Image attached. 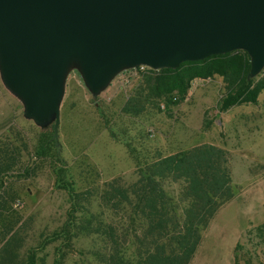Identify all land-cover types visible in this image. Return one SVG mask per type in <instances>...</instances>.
<instances>
[{"label":"rangeland","instance_id":"374dc122","mask_svg":"<svg viewBox=\"0 0 264 264\" xmlns=\"http://www.w3.org/2000/svg\"><path fill=\"white\" fill-rule=\"evenodd\" d=\"M145 70L124 71L97 97L88 92L77 70L70 71L60 107L59 151L51 141L52 126L42 129L26 120L22 104L0 81V147H15L20 160L18 171L2 180L0 239L11 228L9 235L17 232L25 252L36 248L57 231L69 206L63 185L66 176L78 174V165L94 164L101 183L117 177L129 182L134 180L136 157L143 162L157 153L168 155L216 141L234 150L233 153L226 152L233 164L231 200L236 198L233 203L230 200L221 207L207 230L202 232L195 262L191 261V264H228L237 242L235 264H264V229L261 228L264 221L254 220L238 241L244 230L243 217L248 212L245 209L248 196L244 193L260 197L258 205L261 207L257 210L264 213V170L253 169L257 181L251 187L244 185V170L239 165L253 166L256 162L246 152L238 153L246 147L237 144L238 127L227 133L236 138V142L224 139L227 129L224 131L223 125L212 131L215 121L222 122L224 116L218 110L219 101L225 94L221 79L194 81L186 99L169 110L161 105L159 110L148 108L136 117L122 114L123 105ZM263 76L264 69L253 79L258 81ZM260 95L264 99V90ZM250 131V128L244 130ZM45 138L49 139V146L39 156L36 150H40ZM130 148L134 151L130 152ZM22 173L29 176H19ZM57 244L50 243L38 252L37 264H53ZM88 247V239L81 238L76 243L79 250L86 251ZM77 258L75 254L69 255L64 264H75Z\"/></svg>","mask_w":264,"mask_h":264},{"label":"trees","instance_id":"16d2710c","mask_svg":"<svg viewBox=\"0 0 264 264\" xmlns=\"http://www.w3.org/2000/svg\"><path fill=\"white\" fill-rule=\"evenodd\" d=\"M249 67L247 53L238 50L185 62L176 69L147 68L121 113L136 117L161 105L169 110L186 99L194 81L216 77L225 90L219 112L256 104L264 76L249 80ZM48 146L45 138L36 154L42 156ZM135 160L134 180L129 182L117 177L101 183L94 164L78 165V174L66 176L63 185L69 206L62 226L25 252L17 232L9 235L12 229L6 230L0 239V264H37L38 252L54 242L58 244L53 264H64L72 254L78 257L75 264H190L202 232L233 198L227 152L201 144ZM19 162L15 147H0V189L3 178L18 171ZM81 238L89 240L86 251L76 248Z\"/></svg>","mask_w":264,"mask_h":264},{"label":"water","instance_id":"95a60500","mask_svg":"<svg viewBox=\"0 0 264 264\" xmlns=\"http://www.w3.org/2000/svg\"><path fill=\"white\" fill-rule=\"evenodd\" d=\"M244 51L264 69V0H0V81L23 117L52 126L77 70L92 97L124 71L176 69Z\"/></svg>","mask_w":264,"mask_h":264},{"label":"crops","instance_id":"0c3cea01","mask_svg":"<svg viewBox=\"0 0 264 264\" xmlns=\"http://www.w3.org/2000/svg\"><path fill=\"white\" fill-rule=\"evenodd\" d=\"M209 81H210V79L208 80V82ZM263 101H264V99L260 95L257 99L256 104H245V105H240V106H234L225 112H221L222 115H224L223 121L222 122L215 121V127H212V131H213V130H215V128L221 129L222 128L221 125H223L224 131H225V128L227 129V131H225V135L228 133V131H230L235 126L238 127L237 132H238L239 137L237 139L239 140V142H237V144H239L241 146H246V147H244V149H240L238 151V153H245L246 152V154H248L249 156L254 158V161L256 162L255 165H253V166L251 164H246V163L239 165L244 170V173H243L244 185H246L248 187H251L257 181L256 177H255L256 172L253 169H257V170L263 169L264 170V103H263ZM248 128H250L251 131L250 132H244V130L246 129V131H247ZM243 135H245V136H243ZM224 139L226 141H229L232 139L236 142V138L230 137V134L229 135L227 134ZM211 145L221 147L225 151H227L228 153L234 152V150L227 148L225 143H223V145H220L218 142L215 141V142L211 143ZM229 162H230L229 163L230 178H231V180H233V175L231 172V165H233V164L231 163L230 160H229ZM241 168H239V169H241ZM244 194H245V196H248L247 205L245 206V209H247L248 212L246 213V216L243 217L244 221H245L244 230L242 232H240V236L238 238V241L241 239L244 231L248 228V225L251 226L252 223L254 224V222H255L254 220L258 219V220L264 221V220H262V219H264V213H262V211L257 210V208L261 207L260 205H258L260 200H261L260 197H256L255 195L250 194V193L249 194L244 193ZM242 196L243 195L240 196V199ZM235 198H236V196H234V199L231 200L230 202L233 203ZM249 203H252L253 206H251ZM207 228H206V230H207ZM237 243L232 248V254H231V256H229L228 264H235V262H234V253H235L234 250H235ZM191 261H192V263L195 262V257H193V259ZM190 264H191V262H190Z\"/></svg>","mask_w":264,"mask_h":264},{"label":"built area","instance_id":"2783aa9c","mask_svg":"<svg viewBox=\"0 0 264 264\" xmlns=\"http://www.w3.org/2000/svg\"><path fill=\"white\" fill-rule=\"evenodd\" d=\"M143 68H146V67H143V66H142V67H140V69H143ZM146 69H147V68H146Z\"/></svg>","mask_w":264,"mask_h":264}]
</instances>
